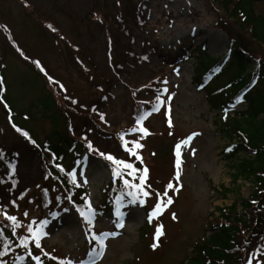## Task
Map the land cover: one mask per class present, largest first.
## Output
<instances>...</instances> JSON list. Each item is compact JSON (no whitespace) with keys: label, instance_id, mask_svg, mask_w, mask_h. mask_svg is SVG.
<instances>
[{"label":"rangeland","instance_id":"1","mask_svg":"<svg viewBox=\"0 0 264 264\" xmlns=\"http://www.w3.org/2000/svg\"><path fill=\"white\" fill-rule=\"evenodd\" d=\"M255 7L264 14V0ZM233 13L229 0H0V251L9 243L0 261L36 264L21 237L31 235L27 226L33 221L35 229L48 220L41 247L29 243L32 255L44 264H185L211 227L225 221L221 209L251 197L254 183L234 181L236 170L226 157L231 144L217 131V112L195 83L199 48L220 60L221 69L236 50L229 49L233 42L264 55V44ZM49 96L56 104L54 113L45 110ZM154 106L159 111L153 112ZM245 106H231L230 115ZM146 112L151 115L142 127L149 134L131 132ZM54 116L60 118L58 125ZM55 131L76 145L65 163H56L63 172L75 173L79 186L73 185L84 190L71 199L58 175L51 178L55 166L41 151L55 141ZM123 133L128 148L134 147L132 141L143 145L135 149L142 163L126 151ZM189 136L191 141L184 143ZM100 152L140 171L130 176L131 170H124L115 177ZM145 167L144 190L150 195L141 196L143 206L131 204V197L120 204L122 228L117 227L116 208L112 215L95 211L91 224L80 215L78 208L86 210L89 202L99 210L111 203L110 184L119 188L122 178L139 184ZM170 183L173 187L167 188ZM165 191L172 203L149 222ZM5 212L22 225L15 234ZM159 225L163 234L157 240ZM250 230L243 226L237 241L241 237L244 242ZM112 232L119 235H107ZM260 238L254 248L244 247L245 264H264Z\"/></svg>","mask_w":264,"mask_h":264},{"label":"trees","instance_id":"2","mask_svg":"<svg viewBox=\"0 0 264 264\" xmlns=\"http://www.w3.org/2000/svg\"><path fill=\"white\" fill-rule=\"evenodd\" d=\"M258 2L260 0H229V4L234 7L232 17L242 18L255 39L264 44V14L256 11ZM231 46L236 47V50L223 69L220 68V60L203 53L202 48L198 49L195 83L199 90L206 92L208 103L217 112V131L231 144L226 157L233 161L236 170L234 181L252 180L254 189L250 198H239V202L229 210L221 209L225 221L211 227L212 232L203 246L194 248L193 255L185 264H245V249L250 245L254 248L260 237L264 238V55L241 48L235 42ZM238 102L246 106L242 111L235 110L230 115L229 108L236 106ZM44 106L46 112L54 113L57 110L51 96ZM54 119L55 125H58L60 118L54 116ZM53 135L55 141L51 140L41 147L47 160L55 166L51 178L58 175L60 187H63L66 195L79 196L84 190L73 185L70 173L63 172L61 167L56 166L57 161L65 163L66 153L76 146L74 140L61 135L59 131H55ZM241 153L244 155H240ZM76 160V157L72 159L75 164ZM120 181L123 182L121 179ZM121 182L119 188L118 185L113 186H117V189L112 187L113 184L109 185L107 195L110 194L108 197L111 202L115 193L125 197L128 189L123 190ZM48 190L47 194L53 195L51 187ZM110 208L111 203L105 204L106 210ZM243 226L251 227V230L245 234L248 237L244 242L241 237L237 241ZM11 261L7 264H11Z\"/></svg>","mask_w":264,"mask_h":264},{"label":"snow or ice","instance_id":"3","mask_svg":"<svg viewBox=\"0 0 264 264\" xmlns=\"http://www.w3.org/2000/svg\"><path fill=\"white\" fill-rule=\"evenodd\" d=\"M166 83V81H165ZM164 91H167V89H164ZM169 101L171 100V97L168 98ZM242 99V97L240 98ZM163 103V101L160 100V97H157V104H161ZM153 112L155 111H159V107L158 106H154L152 109ZM151 115V113H143L141 115H139L137 117V124L141 125L139 128H133L130 131L131 132H143L145 135H148V129L142 127V122L149 116ZM101 119H103V115H101ZM169 123L171 124V120H169ZM25 136H27V133H24ZM126 133L121 134L120 139L124 142V147L126 149V151H128L131 155L136 156L137 159L142 161V158L139 157L138 153L135 151V149H139L142 148L143 145L140 144L138 141H132L131 143H133L134 147L133 148H128V141L124 139ZM198 135V133H193L192 136ZM192 136H189L184 143H189L192 139ZM88 148L90 150H94L92 149V144L91 142H89L88 144ZM98 151V150H95ZM99 155L103 158H105L107 161L110 162V165L112 166V171H113V176L115 177H122L124 174V170H131L129 171L127 174L128 175H135L138 171V169H136L134 167V165L132 163H127L125 160L123 159H117L115 158L113 155L111 154H105L103 152H100ZM0 156H2V153H0ZM177 156L179 157V145H177ZM180 164V160L177 159V167H179ZM57 167H60L59 165H57ZM10 171L12 172V174H15V165H11L10 166ZM61 171H63V169L61 168ZM148 168L145 167L142 170V174L138 177L140 183L136 184V183H130L129 180L124 179L123 183L125 186V189H132L131 191L127 192V195L130 196L132 199L130 201L131 204H135L137 202L140 203L141 206H143V204L145 203L144 199L141 198V196L143 197H147L150 195L149 192L144 190V186H145V182L147 180V176H148ZM70 175L72 176V183L74 185H76V179H75V173H70ZM179 177V174L177 173V178ZM2 182V181H0ZM87 181L85 180V183ZM16 181H13V186H15ZM79 186V185H76ZM173 185L170 183L167 185V188H172ZM159 195V194H158ZM164 197H167V200H164ZM68 199H71V196L68 197ZM123 200V195L118 196L116 198L118 207L116 210V215L117 217H119V222L117 224V227H123V217L125 215V213L121 212L119 209V205L121 204ZM13 204H15V201L12 202ZM172 203V199L171 197H168L167 191H165V193L163 194V196L160 197L158 203L155 205L154 209L149 213L148 219L149 222H151V220L155 217H157L159 214H161L162 212V208L166 207L167 205H170ZM67 211V209H66ZM78 211L80 212V215L82 217L85 218V220L91 224L93 221V218L95 217V211L94 209L91 207L90 202L88 203V207L87 209H83V208H78ZM25 216L28 215L27 212L24 213ZM53 216H56V213L52 214ZM4 216L6 218V220L10 221V228L12 230V233L15 234L16 229H19L22 227L20 221L17 219L16 216L14 215H8L7 212L4 213ZM173 218L175 219V214H173ZM36 222L33 221L32 224H29L27 226V232L30 233L31 235H25L21 237V245L28 250L27 255L31 257V259L36 261V264H43V262L41 261V258L39 255L33 256L31 253V250L29 249V243L30 241H34L35 243V247L36 248H40L41 244L40 241L42 239L43 236L46 235V232L44 231L45 227L50 223V221L48 220H44L42 221L39 226L37 228H33V224H35ZM0 232H2V230H0ZM163 234V225H159L157 227V231H156V239L158 240L159 237ZM107 235L110 236H118L119 233L118 232H112V233H108ZM101 248L103 249L105 247V245L103 244V241L101 240V244H100ZM153 248L157 247V244H153L152 245ZM4 251H0V256H3L6 254L8 248H9V243L8 241H5L4 245H3ZM44 255H48V253H44ZM53 259H55V257H52ZM20 260H24L25 257H19ZM0 264H7L6 261H0ZM61 264H65V262H61Z\"/></svg>","mask_w":264,"mask_h":264}]
</instances>
